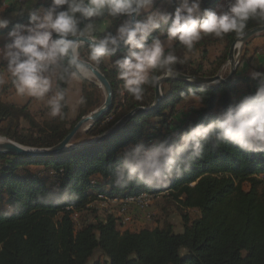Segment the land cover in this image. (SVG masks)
I'll return each instance as SVG.
<instances>
[{"label": "trees", "instance_id": "1", "mask_svg": "<svg viewBox=\"0 0 264 264\" xmlns=\"http://www.w3.org/2000/svg\"><path fill=\"white\" fill-rule=\"evenodd\" d=\"M162 1H165L162 9L170 12L178 4V0H160L155 6ZM221 1L202 0L201 8L214 10ZM27 19L25 16L15 22ZM120 22L112 18L97 20L105 31H114ZM259 25L264 23L250 20L245 31ZM11 27L0 30V34ZM97 35L103 32L98 31ZM239 36L229 33L221 39L206 35L191 51L174 43L176 55L183 61L174 67L189 75L214 76ZM250 43L244 45L231 81L198 86L178 79L168 80L162 85V100L152 111L133 114L101 141L49 157L0 153V264H102L92 262L98 253L106 258L105 264H264V180L261 178L264 153H245L233 145H223L215 152L206 150L205 157L191 171L161 188L133 184L120 189L109 181L117 163L116 154L122 147L139 140L149 142L179 135L189 123H207L241 96L253 93L257 82L250 79L249 72L263 70L253 67L251 62L254 55L264 54V48L257 47L251 54ZM220 45H223L221 53L211 60L210 49ZM197 51L198 62L193 57ZM81 56L87 60V44L81 48ZM97 67L113 87V107L88 130L79 131L72 140L74 145L101 136L129 112L140 106L151 107L155 102L156 85L146 86L143 99L136 101L124 90L112 61L109 64L104 61ZM150 74L162 75L158 71ZM64 87L67 94L63 118L51 117L47 106L34 112L28 105L0 99V135L27 146L52 147L104 101L99 85L89 79L82 80L81 96L86 103L79 105L77 116L71 119L67 101L69 83ZM240 88L246 91L240 94ZM191 96L198 99L203 96V103L199 100V105L182 110L179 105ZM56 184L69 186L76 193L75 198L61 204L37 199L38 193ZM143 193L168 194L169 210L173 207L180 213L182 230L175 229L168 212L154 227L138 231L121 232L118 218L112 214L105 219L83 221L81 226L76 223V214L88 210L89 204L100 195L126 198ZM17 202L20 210L7 214V206ZM191 209L198 211L196 217L192 218Z\"/></svg>", "mask_w": 264, "mask_h": 264}, {"label": "clouds", "instance_id": "2", "mask_svg": "<svg viewBox=\"0 0 264 264\" xmlns=\"http://www.w3.org/2000/svg\"><path fill=\"white\" fill-rule=\"evenodd\" d=\"M38 3L19 0V7L0 14V30L12 26L0 35V61L19 95L46 99L49 115L61 118L67 94L64 85L91 78L105 60H112L126 93L141 101L146 86L160 80L150 73L177 75L174 66L183 61L174 43L191 51L206 35L221 39L229 33L243 35L250 20L264 23V0H225L214 10L202 9V0H178L173 12L156 7V0H50L48 6L37 7ZM25 16L26 23L15 22ZM107 18L121 21L114 31L98 26L97 20ZM98 31L103 35H97ZM85 44L87 60L81 56ZM121 45L124 48L117 57ZM249 77L257 82L255 91L207 123H189L179 135L122 147L109 177L111 186L166 187L191 171L206 150L215 152L223 145L245 153H264V71L253 69ZM203 99L199 97L200 103ZM79 103H86L83 96ZM5 140L0 137V144ZM75 196L69 186L56 184L38 193L37 199L61 204ZM20 207L18 202L10 204L6 212L11 215Z\"/></svg>", "mask_w": 264, "mask_h": 264}, {"label": "water", "instance_id": "3", "mask_svg": "<svg viewBox=\"0 0 264 264\" xmlns=\"http://www.w3.org/2000/svg\"><path fill=\"white\" fill-rule=\"evenodd\" d=\"M264 32V25L255 26L251 29H248L244 32L243 35H240L235 42L232 44L228 56V61L225 63L230 66V72L226 77H223L221 74H216L214 76H194L185 74L182 72L177 71V75L174 77L167 76L162 74L160 76L159 82L156 84L155 88V102L151 107H137L133 111L126 114L122 119H120L109 131L102 134L101 136L78 145L72 144V140L74 139L75 135L79 131H86L88 130L94 123L102 119L105 115H107L112 107L114 101V94H113V87L106 77V75L96 67L94 69V75L92 76V81L95 82L104 92V101L103 103L96 108L95 110L91 111L89 114L83 116L78 123L74 126L72 131L58 144L47 147V148H39V147H32L21 144L16 142L6 136L0 135V137H5L6 140L3 144H0V153H7V154H16V155H29L33 157L41 156V157H49V156H56L68 153L69 151L84 147L87 145H91L97 141H101L104 138L108 137L109 135L113 134L116 130H118L121 126H123L129 118L137 113V112H149L152 111L162 100L163 92H162V85L168 80L171 79H178L182 81H187L191 84L204 86L209 84H218L221 82H229L233 79L235 73L237 72V68L239 65V56L243 51V47L245 43H247L253 36ZM124 46L121 45V49Z\"/></svg>", "mask_w": 264, "mask_h": 264}, {"label": "rangeland", "instance_id": "4", "mask_svg": "<svg viewBox=\"0 0 264 264\" xmlns=\"http://www.w3.org/2000/svg\"><path fill=\"white\" fill-rule=\"evenodd\" d=\"M259 34H264V32H261ZM257 35L253 36L249 41L252 42ZM257 37H261V36L259 35ZM215 50L219 52V46H216L211 50L210 52L211 56L215 54ZM250 50L252 49L250 48ZM227 52L229 56L230 49H228ZM242 53L238 57L239 62L241 60ZM228 56L226 61L223 63L224 64L223 66L225 68L222 69L220 68L216 74H221L223 77H226L229 74L230 66L228 64L225 65V63L228 61ZM193 57L195 61L198 62V59L200 57V52L199 51L195 52L193 54ZM91 79L92 77L89 78V80ZM102 93H103L102 98L104 100L103 90ZM185 108H187V106H185ZM185 108H181V109L185 110ZM261 178H263L264 180V175H261ZM244 184L246 187L248 186L247 183ZM166 195L168 194H163V195L161 194L155 196L154 194L143 193L141 195L126 197L127 201L122 200L124 198H121L119 196L108 198L103 195H100L99 196L100 198L93 200L91 204H89L90 206L88 210L86 209L82 213L76 214L75 216L76 223L77 225L81 226L83 221L86 222V221H92L94 219H105L108 215L112 214L118 218V225L121 232L125 230L138 231L143 227H154L156 221L160 222L162 219H164L165 214L168 212L169 214H171L168 216V218L169 220H171V222L174 223L175 229L182 230L183 223H182L181 215L179 212L176 211V208L172 207V210L171 211L169 210L170 208L169 206L171 205L169 202L170 198ZM190 213L192 215V218L198 215V211L195 209H191ZM105 259L106 258L102 254L98 253L95 256V258L92 260V262L96 263V261H100V263L105 264Z\"/></svg>", "mask_w": 264, "mask_h": 264}, {"label": "crops", "instance_id": "5", "mask_svg": "<svg viewBox=\"0 0 264 264\" xmlns=\"http://www.w3.org/2000/svg\"><path fill=\"white\" fill-rule=\"evenodd\" d=\"M157 1H160V0H156V2ZM169 1L170 0H166V2H169ZM48 4H50V0H39V3L36 6L37 7H39L41 5L48 6ZM164 5H165V1H162V2H159L156 7H159L162 9L164 7ZM14 7H19V0H2V5L0 6V14H8L12 10V8H14ZM0 35H2V34H0ZM161 39L163 40L164 38H161ZM253 42L254 43L256 42V43L254 44ZM2 43H3V41L0 40V44H2ZM252 43H253V45H252ZM249 47L252 49L251 54H253L254 49L257 47L264 48V36L256 37L250 43ZM213 48H215V47H213ZM213 48L210 49V52ZM222 49H223V45H220L219 46V52H217L215 50L214 55L211 56V54H210V59L214 60L221 53ZM105 61H106V63L109 64L112 60L109 59V60H105ZM223 65H222L221 69L225 68ZM251 65L255 68H260L264 71V54L259 53V54L254 55V58L252 59ZM247 69L249 70V67ZM11 79L12 78H11L10 74H8L4 63H2V66L0 68V99H2L5 102H11V103H15L18 105H28V107L34 112L42 110L47 106L46 99L45 100H39L37 98L29 97L27 95H19L16 92L13 84H11ZM245 91H246L245 88H240L239 92H240V94H242ZM81 94H82V80H76V81L70 82L69 87H68L67 101H68V105L70 108V118L71 119H74L77 116L78 108L80 105L79 99L81 97ZM197 105H199L198 97L191 96V97H188L186 100H184L179 105V107L185 108V106H187V108H185V109H188L192 106H197Z\"/></svg>", "mask_w": 264, "mask_h": 264}, {"label": "built area", "instance_id": "6", "mask_svg": "<svg viewBox=\"0 0 264 264\" xmlns=\"http://www.w3.org/2000/svg\"><path fill=\"white\" fill-rule=\"evenodd\" d=\"M223 3H225V0H222L219 4H223ZM25 23H26V22H25ZM1 64H2V61H0V66H1ZM122 200L127 201V198H124V199H122Z\"/></svg>", "mask_w": 264, "mask_h": 264}]
</instances>
